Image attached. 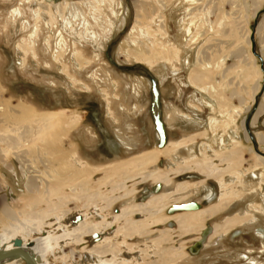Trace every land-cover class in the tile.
Returning a JSON list of instances; mask_svg holds the SVG:
<instances>
[{"label": "rangeland", "instance_id": "obj_1", "mask_svg": "<svg viewBox=\"0 0 264 264\" xmlns=\"http://www.w3.org/2000/svg\"><path fill=\"white\" fill-rule=\"evenodd\" d=\"M0 108V234L21 223L24 245L84 216L98 224L46 264H264V214L244 210L264 207V0H0ZM157 177L186 193L158 190L127 217L131 232L123 220L102 226L148 204ZM209 188L215 212L179 228L183 211L168 208L207 209Z\"/></svg>", "mask_w": 264, "mask_h": 264}, {"label": "bare ground", "instance_id": "obj_2", "mask_svg": "<svg viewBox=\"0 0 264 264\" xmlns=\"http://www.w3.org/2000/svg\"><path fill=\"white\" fill-rule=\"evenodd\" d=\"M27 1H29V0H27ZM39 2H41V0H38ZM162 1V0H161ZM186 1H188V0H186ZM190 1V0H189ZM116 2V1H115ZM117 2H119V1H117ZM195 2V1H194ZM108 3V2H107ZM113 3H114V1H113ZM112 3V4H113ZM98 4H99V2H98ZM105 4V3H104ZM162 4V3H161ZM109 5V4H108ZM111 5V4H110ZM116 5H117V3H116ZM119 5V4H118ZM100 6H102L101 4H100ZM107 7V6H106ZM111 7V6H110ZM111 9V8H110ZM35 9H33V11L32 12H37V11H34ZM9 11V14H10V16H11V18H15L16 16H18V15H22V13H21V2H19V4L17 5V6H15V7H12L10 10H8ZM114 13V12H113ZM35 15H37V13H35ZM22 21H24V20H22ZM27 21V20H26ZM38 20H37V17H36V19L34 20L33 19V22L34 23H36ZM28 22V21H27ZM22 25V24H21ZM157 25V24H156ZM158 26H159V24H158ZM187 29V28H186ZM34 32V31H33ZM35 32H36V29H35ZM58 34H59V32H58ZM61 38V37H60ZM59 39V38H58ZM56 41V40H55ZM59 40H57V42H58ZM58 44H59V42H58ZM75 46V45H74ZM124 48V47H123ZM52 49H50V51H51ZM56 50V49H55ZM126 51V50H125ZM178 52V51H177ZM52 53H54V52H52ZM51 57L53 58V59H55V61H56V58H55V55H51ZM19 65H20V63H19ZM254 90H257V86L255 85V87H254ZM2 108H0V111L2 112V110H1ZM257 114H258V112H257ZM256 114V115H257ZM256 115L254 116V119H255V117H256ZM156 123H157V126H158V128H159V130H161V127H159V125L160 124H158V122L156 121ZM163 129V128H162ZM161 134H162V130H161V132H158V135H159V137H161ZM162 138V137H161ZM222 140V139H221ZM261 140H263L262 138H261ZM234 153V152H233ZM232 153V155H234ZM231 154V153H230ZM257 158H259V160H260V162L261 163H264V161H263V159H262V157H260V156H258ZM227 160V159H226ZM176 162H178V158L177 157H173V159L172 160H170L169 162H168V164H170V165H173V164H175ZM197 164V163H196ZM199 164H197L196 166H198ZM201 165V164H200ZM204 165V164H203ZM209 165V164H208ZM234 165V164H233ZM174 166V165H173ZM205 166V165H204ZM199 167V166H198ZM203 167V166H202ZM204 168V167H203ZM202 168V169H203ZM208 169V168H207ZM210 169V168H209ZM206 170V169H205ZM207 171V170H206ZM150 176V175H149ZM259 179H261V180H263L264 179V176H263V174L262 173H260L259 175ZM252 177H253V179L254 180H257L258 179V177H257V175L256 174H254L253 173V175H252ZM156 179V181H158L159 183H160V186H162V188H161V190H164V192H166L165 194H167V193H169V195L171 196L172 194L174 195V193H176V194H179V195H184L186 192L185 191H181V192H174L173 191V188L171 187V189L169 190L170 192H168V190H167V188H166V186L168 185V184H166V182H165V178L164 177H157V178H155ZM224 180V179H223ZM222 180H219L218 181V188H219V184H221L222 182H221ZM162 183H164V184H162ZM195 183V182H194ZM197 183V185L196 184H193V186L191 187V188H189V191H190V193L192 192V194H196L197 192H198V190L200 189V187H198V182H196ZM169 184H171V182L169 183ZM223 185V184H222ZM169 186V185H168ZM204 186L205 185H203V186H201V188H202V190H205L204 189ZM180 187V186H179ZM206 188V187H205ZM222 188V187H221ZM223 188H224V186H223ZM167 191H166V190ZM180 189V188H179ZM172 190V191H171ZM158 191V190H157ZM157 191H155V190H152V191H150V193H149V197H147V200H148V204H145V205H141L140 206V204L139 205H137V206H135V207H131L129 204H128V206H130V208L129 207H126V206H122L120 209H119V211L116 213V214H113L112 216H111V221H109L108 223H104L102 226L103 227H105V226H110L111 225V223L112 222H117V221H119V220H123V225L124 226H122L121 228L125 231V232H131V231H133V230H135L136 229V226H134L133 224V222L132 221H130V220H128V216H129V214H132V212H142V213H144V212H147V210H149V207H147V206H152V204H154V203H156L157 202V200L159 199V198H162L163 197V191H161V192H159V193H156V194H153L154 192H157ZM220 192V191H219ZM219 192H218V196H220L221 194H223L222 192H220L221 194H219ZM224 193H225V191H223ZM170 193H172V194H170ZM175 194V195H176ZM191 194V195H192ZM228 194V193H227ZM216 195H217V193H215L214 191H212V189H208V190H206V192L202 195V197L201 198H203L204 200H208V203H209V205H208V208L207 209H205V208H201V209H199L200 207H199V205L196 203V202H190L189 200H188V202H186L187 200H185L184 202H182L181 204H179V205H174L175 207H177V206H183V207H180V208H182L181 209V211H183V213H179L180 214V216H177V217H175V222H176V224H178V227L179 228H181V229H184V227L185 226H187V225H191V223H192V217H194L195 216V214L197 215L199 212H200V214L202 213V214H205V216H208V214H210L212 211H213V213L215 212L214 211V208H209V207H212L214 204L212 203L211 204V200H213L215 197H216ZM262 198H263V202H264V194H261L260 195ZM190 198V197H189ZM130 199L131 198H129V200H125L126 201V204L127 203H129V202H131L130 201ZM133 199V198H132ZM161 200V199H160ZM219 200V199H218ZM146 202V201H145ZM212 202H214V201H212ZM218 202V201H217ZM216 202V203H217ZM219 203V202H218ZM147 205V206H146ZM249 207H245L246 209H244L245 210V212H248V211H251V209H254V210H256V208L258 209V210H260V213H263L264 214V207L262 206V205H258V207L256 206H254V207H251L250 205H248ZM172 207V206H171ZM170 207V208H171ZM199 209V210H198ZM243 211V209H241L240 211L238 210V214L239 213H241ZM194 212V213H193ZM188 213H193L194 214V216H188L189 214ZM258 213V212H257ZM184 214H187V215H184ZM36 216H38V215H31L30 216V218H35V219H37V217ZM210 216V215H209ZM208 216V217H209ZM85 217V216H84ZM84 217L82 218V220H78L77 222H76V224H75V226L72 228V229H70V230H68L67 228H66V226H64V225H61V231H60V233H52V232H44V234L43 235H41L40 237H36V238H32V239H30V241L29 242H26L24 245L22 244V242L23 241H25L24 240V238L23 239H13L14 237H13V235H15V234H18V233H20V231H23V227H27V226H25V225H23V224H19L18 226H12V228L11 229H6V230H3V232L0 234V251L1 250H11V249H13V248H19V249H22L24 252H26L27 254H29V256L31 257V258H33V260L35 261V263L36 264H46L44 261H43V259H44V256H45V253H47V252H51V251H53V249H54V247H56V246H59L61 243H66L67 241H71V240H77L79 237H80V235H82V234H84V233H98L99 232V230H97V223L96 224H94V226H92V227H89V226H85V224H84ZM81 218V217H80ZM253 218H255V217H252V221H253ZM194 220V219H193ZM247 221H248V219H247ZM101 224V223H100ZM169 226L171 227L172 226V224L171 223H169ZM169 230H171V229H169ZM29 231V230H28ZM30 231H32V230H30ZM140 231V230H139ZM208 232H210V229H209V227H206L204 230H203V232L201 233V237H200V239L191 247V252H195V251H197L198 249H200L201 247H202V244H203V240L205 239V236L208 234ZM256 233H258L259 234V236L260 237H263L264 238V232L262 231V228H257L256 229ZM258 236V237H259ZM220 237H221V235H220ZM96 240H98V242L101 244L100 246L101 247H98L97 249H96V253L94 252L93 254H99V256L100 255H102V253H104L105 254V252L106 251H108L109 249L107 248V246H105V242L102 240V237L101 236H99ZM13 241V242H12ZM217 241V239H215L214 240V242L215 243H217L216 242ZM213 242V243H214ZM204 244H205V242H204ZM193 247H194V249H193ZM261 251L262 252H264V243H263V241H261ZM244 256V258L245 259H247V260H249V262H248V264H262V263H259V262H257V260H254V259H250L249 257H247L246 256V254H244L243 255ZM13 260H19V261H21V259H19V258H16V256L15 255H13V256H11V257H5V258H3L1 261H0V264H13ZM39 260H41L40 262H39ZM23 262V261H22ZM186 263V261L184 262H181V261H179V264H185ZM92 264H112L110 261H109V259H101V260H99V262L98 263H92Z\"/></svg>", "mask_w": 264, "mask_h": 264}, {"label": "water", "instance_id": "obj_3", "mask_svg": "<svg viewBox=\"0 0 264 264\" xmlns=\"http://www.w3.org/2000/svg\"><path fill=\"white\" fill-rule=\"evenodd\" d=\"M151 78V80H152V86H151V89H152V94H153V102H154V104L155 105H157V103H158V100H157V88H156V85H155V82H154V80L152 79V77H150ZM155 119L156 120H158V118L157 117H155ZM159 121V120H158ZM160 122V121H159ZM155 124H156V121H155ZM158 124H160L159 125V127H162V125H161V123H158ZM156 126H157V124H156ZM157 130H158V132H161V130H159V128H158V126H157ZM163 135L161 134V137H162ZM163 138V140L165 141V137H162ZM163 140H162V142L160 141V146H162V144H163ZM180 207H183V206H177V207H175V209L177 210V209H179V210H181L182 208H180ZM193 249H194V247H193ZM190 250H191V248H190ZM13 255H15L16 256V258H19V259H21L23 262H24V264H36L35 263V261L33 260V258H31L30 256H29V254H27L26 252H24L22 249H19V248H13V249H11V250H1L0 251V261L3 259V258H5V257H11V256H13Z\"/></svg>", "mask_w": 264, "mask_h": 264}, {"label": "flooded vegetation", "instance_id": "obj_4", "mask_svg": "<svg viewBox=\"0 0 264 264\" xmlns=\"http://www.w3.org/2000/svg\"><path fill=\"white\" fill-rule=\"evenodd\" d=\"M161 188H162V186H160L159 189H157V188L155 187V188H152L150 191H152V190H161ZM145 191H146V190H145ZM148 191H149V190H148ZM186 202H188V201H186ZM169 207H170V206H169ZM199 207H200V205H199ZM168 209H170L169 212H174V211L176 210V209H175V206H172L171 208H168ZM199 239H200V238H198V240H199ZM198 240H197V241H198ZM197 241H196V242H197ZM196 242H195V243H196ZM195 243H194V244H195ZM203 245H204V240H203L202 248H203ZM195 252H196V251H195Z\"/></svg>", "mask_w": 264, "mask_h": 264}]
</instances>
